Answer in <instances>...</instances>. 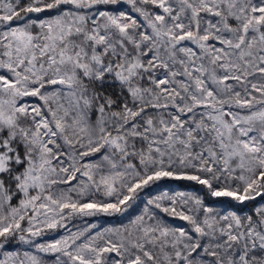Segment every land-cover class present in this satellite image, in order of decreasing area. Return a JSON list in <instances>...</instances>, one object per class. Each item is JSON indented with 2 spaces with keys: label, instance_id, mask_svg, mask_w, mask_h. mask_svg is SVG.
<instances>
[{
  "label": "snow or ice",
  "instance_id": "6c2138e0",
  "mask_svg": "<svg viewBox=\"0 0 264 264\" xmlns=\"http://www.w3.org/2000/svg\"><path fill=\"white\" fill-rule=\"evenodd\" d=\"M0 264H264V0H0Z\"/></svg>",
  "mask_w": 264,
  "mask_h": 264
},
{
  "label": "trees",
  "instance_id": "16d2710c",
  "mask_svg": "<svg viewBox=\"0 0 264 264\" xmlns=\"http://www.w3.org/2000/svg\"><path fill=\"white\" fill-rule=\"evenodd\" d=\"M162 184H164L166 186V188H164L162 190L171 189L172 191H191L192 188L194 187V186L188 184L187 182H177V181H166V182H162ZM195 187L198 188L199 186H195ZM146 198L147 197H145V199ZM104 219H106V218H101V221H103ZM113 223H115V221H113ZM174 223L183 224L184 222L179 221V220H175ZM105 226H107V225H105ZM48 259H51V257H49Z\"/></svg>",
  "mask_w": 264,
  "mask_h": 264
}]
</instances>
